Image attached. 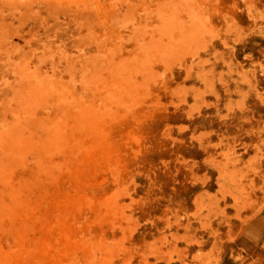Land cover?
I'll use <instances>...</instances> for the list:
<instances>
[{"label": "rangeland", "instance_id": "obj_1", "mask_svg": "<svg viewBox=\"0 0 264 264\" xmlns=\"http://www.w3.org/2000/svg\"><path fill=\"white\" fill-rule=\"evenodd\" d=\"M49 263L264 264V0H0V264Z\"/></svg>", "mask_w": 264, "mask_h": 264}, {"label": "bare ground", "instance_id": "obj_2", "mask_svg": "<svg viewBox=\"0 0 264 264\" xmlns=\"http://www.w3.org/2000/svg\"><path fill=\"white\" fill-rule=\"evenodd\" d=\"M67 132H68V131H67ZM91 132H92V131H91ZM95 132H96V131H95ZM97 134H98V132H97ZM43 136H44V135H43ZM89 138H90V140H92L91 137H89ZM36 139H37V138H36ZM69 141H70V140H69ZM92 141H93V143H94V138H93ZM88 142H89V141H88ZM93 143H92V144H93ZM86 144H87V143H86ZM92 144H91V145H92ZM91 145H90V146H91ZM56 147H57V146H56ZM84 147H85V145H84ZM86 147L88 148V145H87ZM89 150H90V149H89ZM79 152H80V151H79ZM87 152H88V151H87ZM94 152H95V151H94ZM32 155L35 156V154H32ZM80 155H81V154H80ZM80 155H79V158H80ZM85 155L87 156L88 154H85ZM85 155H84V159H85ZM59 156H60V155H59ZM82 156H83V155H82ZM77 157H78V156H77ZM27 158H28V157H27ZM58 158H59V157H58ZM61 158H63V156H62ZM65 158H67V156H66ZM68 158H69V156H68ZM53 159H54V157H53ZM69 159H70V158H69ZM77 159H78V158H77ZM77 159H76V160H77ZM31 160H32V159H31ZM40 160H41V159H40ZM86 160H87V157H86ZM86 160H85V161H86ZM29 161H30V158H29ZM62 161H63V160H62ZM92 161H93V160H92ZM79 162H81V161H79ZM82 162H83V161H82ZM97 162H98V161H97ZM38 163H39V162H38ZM90 163H91V160H90ZM31 164H33V163H31ZM81 164H82V163H81ZM88 164H89V162H88ZM96 164H97V163H96ZM96 164H95V166H96ZM26 165H28V164H26ZM50 165H51V164H50ZM73 165H74V164H73ZM73 165H72V168H73ZM79 165H80V164H79ZM97 165H98V164H97ZM75 166H76V164H75ZM24 167H25V166H24ZM67 167H70V165H68ZM96 167H97V166H96ZM29 168H30V167H29ZM32 168H33V166H32ZM74 168H75V167H74ZM77 168H78V165H77ZM94 168H95V167H94ZM94 168H93V169H94ZM35 169H36V167H35ZM45 169H46V168H45ZM59 169H61V168H59ZM59 169H58V170H59ZM68 169H69V168H68ZM70 169H71V168H70ZM36 170H37V169H36ZM63 170H64V169H63ZM72 170H73V169H72ZM95 170H96V169H95ZM95 170H94V172H95ZM97 170H98V169H97ZM97 170H96V171H97ZM18 171H19V170H18ZM21 171H22V170H21ZM21 171H20V172H21ZM24 171H25V170H24ZM24 171H23V172H24ZM46 171H47V170H46ZM74 171H76V170H74ZM16 172H17V171H16ZM56 172H57V171H56ZM59 172H60V171H59ZM40 173H41V171H40ZM69 173H70V172H69ZM16 174H17V173H16ZM24 174H25V173H24ZM51 174H52V173H51ZM53 174H54V173H53ZM71 174H73V173H71ZM94 174H95V173H94ZM31 175H32L31 173L28 174V178H30L29 176H31ZM45 175H46V174H45ZM54 175H55V174H54ZM78 175H79V173H78ZM81 175H82V174H81ZM42 176H43V174H42ZM63 176H64V175H63ZM63 176H62V177H63ZM65 176H67V175H65ZM69 176H70V175H69ZM79 176H80V175H79ZM21 177H22V176H20L19 178H21ZM23 177H24V176H23ZM52 177H53V176H52ZM58 177H59V176H58ZM70 177H71V176H70ZM72 177H73V176H72ZM74 177H75V176H74ZM26 178H27V177H26ZM28 178H27V179H28ZM55 178H56V177H55ZM21 179H22V178H21ZM23 179H24V178H23ZM23 179H22V180H23ZM41 179H42V178H41ZM43 179H44V178H43ZM59 179L61 180V178H59ZM75 179H77V178H75ZM29 180H31V179H29ZM44 180H45V179H44ZM44 180H42V181H44ZM46 180H47V178H46ZM57 180H58V179H57ZM19 181H20V180H19ZM17 182H18V181H17ZM53 182H54V181H53ZM42 183H43V182H42ZM40 184H41V182H40ZM45 184H47V183H45ZM41 185H42V184H41ZM49 185H50V184H49ZM49 185H48V186H49ZM55 185H56V184H55ZM44 186H45V185H44ZM46 187H47V186H46ZM49 187H51V186H49ZM34 188H35V187H34ZM40 188H41V187H40ZM42 188H43V187H42ZM18 189H19V188H18ZM36 189H37V188H36ZM27 190H28V189H27ZM27 190L25 189V192H26ZM37 190H38V189H37ZM29 191H30V189H29ZM31 191L33 192V190H31ZM47 191H48V188H47ZM47 191H46V192H47ZM47 193H48V192H47ZM23 194H26V193H23ZM27 194H28V193H27ZM61 194H63V193H61ZM31 195H32V193H31ZM37 195H38V194H37ZM42 195H45V191H44V194H42ZM49 195H50V194H49ZM64 195H67V194L64 193ZM23 196H24V195H23ZM67 196H70V194L67 195ZM29 197H30V193H29ZM31 197H32V196H31ZM49 198H50V197H49ZM54 198L56 199V197H54ZM72 198H73V197H72ZM27 199H28V198H27ZM30 199H31V198H30ZM64 199H65V198H64ZM69 200H70V199H69ZM26 201H27V200H26ZM44 201H45V200H44ZM44 201H43V202H44ZM63 201H64V200H63ZM63 201H62V202H63ZM36 202H37V201H36ZM59 202H61V200H59ZM67 202H68V201H67ZM44 203H45V202H44ZM46 203H47V202H46ZM31 204H32V203H31ZM31 204H30V205H31ZM34 204H35V203H34ZM30 205H29V207H30ZM37 205H39V204H37ZM60 205H61V204H60ZM35 206H36V205H35ZM55 206H56V205H55ZM58 206H59V205H58ZM25 207H26V206H25ZM37 207H38V206H37ZM33 208H34V206H33ZM18 210H19V209H18ZM34 210H35V209H33V211H34ZM19 211H20V210H19ZM19 211H18V212H19ZM29 211H30V210H28V213H30ZM38 211H39V210H38ZM31 212H32V211H31ZM34 212L36 213V211H34ZM25 213H26V212H25ZM28 213H26V214H28ZM32 214H33V212H32ZM26 216H27V215H26ZM26 216H25V219H26ZM65 216H66V215H64V217H65ZM9 217H10V215H9ZM29 217H30V215H29ZM64 217H63V218H64ZM10 218H11V217H10ZM23 218H24V217H23ZM32 218H34V217H32ZM58 218H59V216H58ZM61 218H62V216H61L59 219H61ZM28 219H29V218H28ZM6 220H7V219H6ZM8 220L10 221V219H8ZM23 220H24V219H23ZM56 220H57V218H56ZM4 221H5V220H4ZM14 221H15V220H14ZM14 221H13V222H14ZM18 221H19V220H18ZM25 221H26V220H25ZM29 221H30V220H29ZM29 221H28V222H29ZM32 221H33V219H32ZM60 221L63 222V220H60ZM11 222H12V221H11ZM22 222H23V221H22ZM28 222L26 221V223H28ZM30 222H31V221H30ZM30 222H29V223H30ZM33 222H35V221H33ZM33 222H32V224H36V223H33ZM57 222H58V220H57ZM62 222H61V223H62ZM20 223H21V222H20ZM24 223H25V222H24ZM2 224H3V223H2ZM8 224H9V223H8ZM62 224H64V223H62ZM38 225H39V224H38ZM24 226H25V224H24ZM59 226H60V225H59ZM7 227H8V226H7ZM16 227H17V226H16ZM32 227H33V226H32ZM38 227H39V226H38ZM11 228H12V226H11ZM60 228H61V227H60ZM12 229H13V228H12ZM12 229H11V233H12ZM48 229H49V228H48ZM48 229H47V231H48ZM38 230H40V229H38ZM3 231H5V230H3ZM16 231H17V230H16ZM21 231H22V229H21ZM60 231H61V230H60ZM60 231H57V232H60ZM6 232H7V230H6ZM19 232H20V231H19ZM22 232H23V231H22ZM29 232H31V231L29 230L28 233H29ZM33 233H34V232H33ZM50 233H51V231H50ZM19 234H20V233H19ZM30 234H31V233H30ZM57 234H58V233H57ZM57 234H56V235H57ZM32 235H33V234H32ZM37 235H38V233H37ZM46 235H47V234H46ZM27 236H28V235H27ZM33 236H34V235H33ZM44 236H45V235H44ZM58 236H59V234L57 235V237H58ZM62 236H63V235H62ZM9 237H10V240H12V238H11V234H10ZM12 237H13V235H12ZM24 237H25V236H24ZM38 237H39V236H38ZM38 237H37V238H38ZM40 237H41V239H42V236H40ZM54 237H55V236H54ZM54 237H50V239H52V238L54 239ZM14 238H15V237H14ZM18 239H19V237H18ZM18 239L15 238V241L17 240V242H18ZM23 239H24V238H23ZM25 239H26V238H25ZM28 239H29V237H28ZM41 239H40V242H41ZM46 239H47V238L45 237V240H46ZM13 240H14V239H13ZM13 240H12V241H13ZM32 240H33V239H32ZM43 240H44V238H43ZM54 240H55V239H54ZM56 240H58V239L56 238ZM12 241H11V242H12ZM20 241H21V240H19V244L21 245ZM26 241H28V240L26 239ZM33 241H34V240H33ZM58 241H59V240H58ZM29 242H30V241H29ZM37 242H38V241H37ZM40 242H39V243H40ZM42 242H43V241H42ZM42 242H41V243H42ZM46 243H48V239H47ZM49 243H50V242H49ZM9 244H10V243H9ZM26 244H27V242H26ZM30 244H32V242H30ZM34 244H35V243H34ZM10 245H12V244H10ZM14 245H15V244H14ZM14 245H13L12 247L15 248ZM35 245H36V244H35ZM24 246L27 247V245H24ZM18 247H19V246H18ZM30 247H31V245H30ZM30 247H29V248H30ZM33 247H34V246H33ZM35 247H38V246L36 245ZM49 247H50V246H49ZM25 249H26V248H25ZM31 249H32V248H30V250H31ZM33 249H35V248H33ZM36 249H37V248H36ZM36 249H35V250H36ZM39 249H40V248L38 247V250H39ZM8 250H9V249H8ZM36 251H37V250H36ZM48 251H49V250H48ZM8 252H9V251H8ZM44 252H46V251H44ZM49 252H51V251H49ZM22 253L24 254L25 252H22ZM40 253H41V252H40ZM42 253H43V252H42ZM30 255H31V253H30ZM46 255H47V254H46ZM37 256H40V255H37V253H36V255H35L34 257H37ZM41 256L43 257V255H41ZM47 256H48V255H47ZM11 257H12V256H11ZM11 257H9L10 260H11ZM6 258H7V257H6ZM9 258H8V261H9ZM14 258H16V255H14ZM34 259H35V258H33V260H34ZM37 259H38V257H37ZM41 259H42V258H41ZM39 260H40V259H39ZM39 260H37V261L39 262ZM34 261H35V260H34ZM22 262L25 263V261H22ZM41 262H42V261H41ZM41 262H39V263H41ZM10 263H11V262H10ZM18 263H19V262H18ZM26 263H27V262H26ZM49 264H50V263H49Z\"/></svg>", "mask_w": 264, "mask_h": 264}]
</instances>
